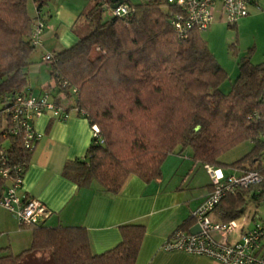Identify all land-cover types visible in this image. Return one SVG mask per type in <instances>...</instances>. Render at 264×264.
Masks as SVG:
<instances>
[{
	"label": "trees",
	"instance_id": "16d2710c",
	"mask_svg": "<svg viewBox=\"0 0 264 264\" xmlns=\"http://www.w3.org/2000/svg\"><path fill=\"white\" fill-rule=\"evenodd\" d=\"M28 1L0 0V166L8 173L0 175V197L14 172L26 170L34 150L25 146L21 125L11 121L16 98L30 94L25 71L30 55L42 46V39L36 46L31 43V32L36 11L44 21L43 0H30L34 15ZM115 3L95 0L82 13L92 27L45 62L53 88L69 99L65 112L72 109L97 128L84 155L64 164L63 176L79 187L93 184L114 195L130 176L157 179L165 158L188 148L203 165L237 173L255 170L264 177V62L240 57L237 76L225 93L226 72L199 30L185 36L174 32L170 20L177 6L167 0H121L127 11L116 15ZM106 9L111 15L103 19ZM244 140L253 143L250 152L231 164L219 160ZM30 141L36 145L38 140ZM262 199L264 181L227 194L214 209L227 222L243 213L247 201ZM20 226L31 230L29 246L15 254L0 247V264H135L144 234L143 224H121L119 242L94 253L83 226H48L43 220Z\"/></svg>",
	"mask_w": 264,
	"mask_h": 264
},
{
	"label": "crops",
	"instance_id": "0c3cea01",
	"mask_svg": "<svg viewBox=\"0 0 264 264\" xmlns=\"http://www.w3.org/2000/svg\"><path fill=\"white\" fill-rule=\"evenodd\" d=\"M46 2L48 4L43 6ZM94 2L43 0L40 8L45 21L42 46L32 51L29 64L35 62L38 66L41 64L42 53H53L74 44L78 35L84 32L77 28L75 30V22ZM248 9L247 15L234 25L238 56H248L253 63L264 62V0L251 3ZM215 18L223 19L219 4L216 5L212 21ZM56 24L58 31L61 27L74 28L75 35L63 32L60 36L54 31L56 38L52 39ZM202 39L207 45L206 40ZM28 87L32 95L50 91L55 95L53 98L66 101L59 104L67 109L69 99L53 88L50 69L48 77L42 75ZM33 127L39 137L17 192L19 195L33 197L46 206L49 213L43 219L45 225L83 226L89 234L91 250L100 253L119 242V225L143 224L144 234L135 264H221L207 256L161 249L163 241L175 230L181 228L189 232L194 225L192 212L211 190L208 168L217 167L201 164L185 148L165 158L161 165V175L157 179L144 182L137 176H130L117 194H104L97 191L93 184L91 187H79L62 174L64 164L68 160L82 157L91 140L92 128L84 117L76 115L69 108L67 116L61 119L46 111L34 118ZM222 170L224 173L230 171L226 168ZM209 217L214 221L222 220L217 208ZM249 220L246 218L244 222L240 221L235 230L225 235H215V240H238L240 233L254 227ZM4 235L6 239L2 238ZM30 240L31 230L19 226L17 219L0 206V247L15 254L28 247Z\"/></svg>",
	"mask_w": 264,
	"mask_h": 264
},
{
	"label": "built area",
	"instance_id": "2783aa9c",
	"mask_svg": "<svg viewBox=\"0 0 264 264\" xmlns=\"http://www.w3.org/2000/svg\"><path fill=\"white\" fill-rule=\"evenodd\" d=\"M178 7L173 14L170 24L175 33L185 36L190 30H201L209 26L213 19L216 5L219 4L224 21L229 25H235L237 21L249 12V5L257 0H167ZM257 7L260 8L258 5ZM116 15L125 13L127 7L118 4L112 9ZM37 18L31 32V43L38 45L44 29V21ZM52 53L45 52L40 59L44 62L52 60ZM63 85H68L66 81ZM72 94L76 95L77 89L70 87ZM45 111H50L53 116L64 118L67 116L64 108L50 99L48 92L41 95L22 94L15 100L11 121L21 125L25 135V146L35 148L32 143L39 135L32 125L33 118ZM1 118V116H0ZM92 133L97 128L92 127ZM0 148V162L3 160ZM24 171L16 170L13 178L9 180L3 196L0 197V206L11 213L19 225H31L40 222L49 213L46 206L39 200L19 195L18 188L22 181ZM211 181V190L200 204L192 212V218L200 227V231L191 234L181 229L175 230L161 244V249L167 252L182 251L192 255H203L214 259L221 264H264V244L261 238L264 236V227L255 225L253 228L240 233L238 240L226 242L215 240V235H225L237 228L238 223L234 220L227 222L211 220L209 214L220 200L235 190L250 185H257L264 181V177L255 171L237 173L230 170L224 173L222 168H208ZM7 170L0 166V175L7 177Z\"/></svg>",
	"mask_w": 264,
	"mask_h": 264
},
{
	"label": "rangeland",
	"instance_id": "374dc122",
	"mask_svg": "<svg viewBox=\"0 0 264 264\" xmlns=\"http://www.w3.org/2000/svg\"><path fill=\"white\" fill-rule=\"evenodd\" d=\"M52 1V0H51ZM133 3L141 2V0H131ZM48 4V2L44 3L43 6ZM27 8L29 13L32 15L35 13V5L32 1H28ZM111 15V10L106 9L103 14L102 18H108ZM76 27L78 31H85L92 27V23L86 20L84 15H81L76 20ZM55 28L52 31L51 38L55 39L54 31H57L58 35H62L63 32L67 34H74V28L68 27H61L59 31ZM201 36L206 40L207 45L214 55L215 60L217 63L223 67L226 72V79L221 85V90L223 92H227L230 88L231 82L237 76V63L240 59L237 52V45L233 46V42L235 43V27L230 26L227 24L224 19H217L215 18L208 27L205 29L200 30ZM39 49V46L35 48V50ZM33 64L32 68L30 67ZM28 64L29 66L26 67V80L27 84L34 83L36 78H40V76L45 75L48 77V69H50L48 64H45L44 61L41 60V64L38 66L35 62ZM234 70V71H233ZM233 71V72H232ZM61 103L66 102L65 100L61 99ZM253 148V143L250 140H244L233 146L232 148L228 149L227 151L223 152L219 156V160L225 164H231L237 161L238 159L242 158L245 154L250 152ZM246 218H249L252 224L260 225L264 227V199L260 200L259 202L256 201H249L247 207L243 213V215L238 218L234 219L235 222L238 224L244 222ZM20 226V225H19ZM2 238H7L6 235ZM261 243L264 244V236L261 238Z\"/></svg>",
	"mask_w": 264,
	"mask_h": 264
},
{
	"label": "water",
	"instance_id": "95a60500",
	"mask_svg": "<svg viewBox=\"0 0 264 264\" xmlns=\"http://www.w3.org/2000/svg\"><path fill=\"white\" fill-rule=\"evenodd\" d=\"M112 1H115V0H112ZM120 2H121V0H118V3L112 4L111 8L116 7ZM197 128L198 127L196 126L195 129H197ZM199 231H200V227H199V225L197 223H194V225L191 226V228L189 229V233H191V234H195V233H197Z\"/></svg>",
	"mask_w": 264,
	"mask_h": 264
}]
</instances>
